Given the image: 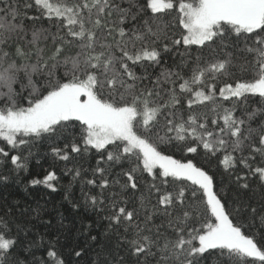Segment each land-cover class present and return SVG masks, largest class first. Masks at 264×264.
Returning a JSON list of instances; mask_svg holds the SVG:
<instances>
[{"label": "snow or ice", "instance_id": "1", "mask_svg": "<svg viewBox=\"0 0 264 264\" xmlns=\"http://www.w3.org/2000/svg\"><path fill=\"white\" fill-rule=\"evenodd\" d=\"M45 158L0 264H264V0H0V187Z\"/></svg>", "mask_w": 264, "mask_h": 264}, {"label": "trees", "instance_id": "2", "mask_svg": "<svg viewBox=\"0 0 264 264\" xmlns=\"http://www.w3.org/2000/svg\"><path fill=\"white\" fill-rule=\"evenodd\" d=\"M51 161L48 158H45L42 160L41 164H36L35 161L32 163V174L35 175L37 178H43V175L45 174V170L52 171L54 170L57 173V176L59 177L58 181V188L60 189L59 191L55 193H50L49 190L40 188L38 190H35L31 193V196L28 194L24 193L22 185H17V184H10L6 188L0 187V202H2V198L7 197L9 200L12 199H26L29 202H32L34 199H40L41 196H44V200H48V211L51 215L55 216L56 211L55 209H59L62 211L67 217L65 223H68L69 221H72L74 219L71 206L66 202L63 201L62 196H63V187L64 185L68 184L69 180L71 179L70 176H66L63 174V162H57L53 167H49ZM91 163H94L92 161ZM71 166V165H69ZM89 166V165H86ZM86 175L91 176V173H87ZM27 179V178H25ZM98 179V177H97ZM93 192L98 191V189L93 188ZM73 192L79 196L80 193V186L77 184L73 188ZM45 193H48V195L51 197V199H48V196H45ZM44 200H41V203H44ZM40 230L45 231V226L40 225ZM51 235V233H49ZM66 259L69 261V264L75 259L74 257L71 256H66ZM88 260V257H84L83 260H81V264H86Z\"/></svg>", "mask_w": 264, "mask_h": 264}]
</instances>
